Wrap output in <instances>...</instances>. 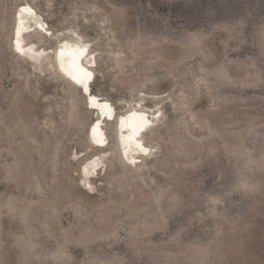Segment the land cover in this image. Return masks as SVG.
<instances>
[{"label":"rangeland","instance_id":"obj_1","mask_svg":"<svg viewBox=\"0 0 264 264\" xmlns=\"http://www.w3.org/2000/svg\"><path fill=\"white\" fill-rule=\"evenodd\" d=\"M25 2L54 32L92 44V91L118 114L141 100L161 110L145 136L154 157L127 165L115 123L111 153L92 145L97 114L54 56L37 69L14 53ZM261 30L264 0H0V264H172L164 254L196 244L210 264L218 252L224 264H264V140L239 136L264 132ZM96 155L105 170L84 189L81 168ZM242 170L259 188L229 194Z\"/></svg>","mask_w":264,"mask_h":264},{"label":"bare ground","instance_id":"obj_2","mask_svg":"<svg viewBox=\"0 0 264 264\" xmlns=\"http://www.w3.org/2000/svg\"><path fill=\"white\" fill-rule=\"evenodd\" d=\"M68 33L69 36L65 37L62 31L54 32L36 8L25 2L15 12L13 51L32 62L53 55L60 74L82 91L88 107L97 114L96 120L88 129L91 144L102 151L110 152L111 142L105 128L107 123H115L118 146L124 162L131 168L140 166L145 160L154 157L156 152L146 143L145 136L161 122V110L147 108L141 100L125 104L123 114H118L117 108L109 99L92 91L98 67L96 55L91 50L92 44L74 29H70ZM32 35L55 41L57 46L45 48L37 42H27L26 37ZM103 158L102 155H96L84 163L81 168L82 188H88L90 182L87 181L105 170L106 155Z\"/></svg>","mask_w":264,"mask_h":264},{"label":"trees","instance_id":"obj_3","mask_svg":"<svg viewBox=\"0 0 264 264\" xmlns=\"http://www.w3.org/2000/svg\"><path fill=\"white\" fill-rule=\"evenodd\" d=\"M259 35L261 38L264 37V31L263 30L259 31ZM220 69H219V71H220L219 74L222 75L223 78H227L226 75L228 74V68L224 67V68H220ZM249 134H253L254 136L259 135L264 140V132L256 133L255 128L249 127L244 132H242V134L239 135L241 138V141H242L243 137H245ZM182 144L183 143L181 142V145ZM239 149H241V148H239ZM239 154L240 155H246L245 152H243V150H240ZM263 157H264V154H263ZM246 161H248V160L246 159ZM236 177L237 178L235 179V182L232 186V189L229 191V194H232L234 191H236L240 188H247L248 194H250V192H253L255 189H258L260 186V184H252V182H250L252 180L250 178H248L246 176V174L243 173V170ZM39 183L40 182H38L34 178H32L30 180V184L32 186H38V185H40ZM164 191L165 190L163 189V190H160L159 192H157L155 194L154 199L156 200V202H162L163 199H165ZM217 201H220V200H217ZM27 215H28V212H27ZM229 235H230L229 240H232L234 242V246H238L242 243V239L239 238L238 232H230ZM180 253L182 254V256H177L176 254L166 253V254H164L163 257L165 258V255H166L167 257L172 258L171 259L172 264H177L176 261H178V262L180 261V262H183L185 264H210L209 262L212 260L210 248L207 246H200L199 244H196L195 246L188 248V249L186 248L183 251H181ZM217 254H218L217 259L219 260V263L224 264L226 254L224 252H218Z\"/></svg>","mask_w":264,"mask_h":264},{"label":"water","instance_id":"obj_4","mask_svg":"<svg viewBox=\"0 0 264 264\" xmlns=\"http://www.w3.org/2000/svg\"><path fill=\"white\" fill-rule=\"evenodd\" d=\"M23 35H25L24 34V32H23ZM44 59V58H43ZM43 59H41L40 61H35L34 63L36 64V66H41V63H42V61H43ZM84 92L86 93V94H88L87 92H86V90H84ZM117 146H118V143H117ZM120 151V150H119Z\"/></svg>","mask_w":264,"mask_h":264}]
</instances>
